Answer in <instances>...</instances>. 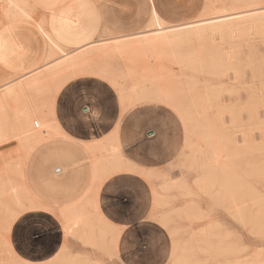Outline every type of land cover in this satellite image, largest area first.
I'll use <instances>...</instances> for the list:
<instances>
[{"label":"rangeland","instance_id":"1","mask_svg":"<svg viewBox=\"0 0 264 264\" xmlns=\"http://www.w3.org/2000/svg\"><path fill=\"white\" fill-rule=\"evenodd\" d=\"M259 2L264 5L263 1ZM2 7L0 4V9ZM213 16L207 14L205 18ZM147 25L148 18L145 29L137 32H106L136 34L145 31ZM263 35L249 34L244 39L234 37L228 40L214 37L204 45L199 40L191 41L178 48L175 58H180V61L175 58L166 60L167 54L155 55L150 67L139 59L115 58L98 64L103 66V75L87 71L70 78L65 84L71 86L79 82L99 81L117 92L115 101L124 99L126 93L135 95L136 90L146 88L150 83L165 100L182 89V95L186 94L184 89L187 88L188 104L195 107L202 102L190 92L193 88L179 83L195 79L192 76L197 73L192 67L208 58L232 61L235 67L228 70L220 83L211 76H202L198 84L222 89L219 105L232 107L235 122L230 123L224 118L222 122H216L215 110L191 108L190 121L177 119L170 111L176 118L168 117L175 122L166 133L162 131L161 137L166 138L168 145L176 146L177 152L165 163H154L148 166V170L133 166L124 159L119 140H111L110 137V141H104L102 145L77 142L78 145H86L83 148L91 159L93 183L99 179L88 198L93 193L96 195L102 180L114 175L115 171L138 172L139 182L149 189L151 204L147 219L162 234L163 248L169 250L164 259L153 254L151 264H264V93L262 98L255 94L257 89L264 87ZM232 49L233 60L227 59L230 56L226 52ZM235 72L240 82L234 76ZM16 75L6 72L0 76V94L6 84L16 79ZM60 90L56 96H44L45 101L43 96L31 93L27 105L37 103L44 111H55V99ZM162 126L165 130L166 126ZM147 134L152 136V129L147 130ZM9 141L3 138L2 144L7 145ZM9 144L18 146L17 141ZM19 151L20 158L10 162H6L0 152L1 234H9L15 219L36 207L35 196L23 184L26 161L33 151L23 148ZM151 156L156 158L157 154ZM58 210L48 211L59 214L62 219L64 244L58 256L42 264H113V261L129 264V259L122 262L123 257L117 252L118 232L105 221L95 203L87 200L80 205L65 207L62 212ZM156 220L164 222L165 227L160 229ZM145 243L148 245L150 242L146 240ZM19 259L20 256L16 255L13 264H31Z\"/></svg>","mask_w":264,"mask_h":264},{"label":"crops","instance_id":"2","mask_svg":"<svg viewBox=\"0 0 264 264\" xmlns=\"http://www.w3.org/2000/svg\"><path fill=\"white\" fill-rule=\"evenodd\" d=\"M30 1L37 17H48L50 31L61 43L72 47L89 45L104 30L121 33L145 29L148 14L147 0ZM152 1L169 25L197 19L204 7V0ZM33 26L22 20H0V76L6 72L21 75L41 66L47 48ZM79 83L64 85L55 99V118L65 136L45 141L26 161L23 184L35 196L36 207L19 215L9 234L0 233V264H13L16 255L31 264L46 263L58 256L64 244L62 219L48 210L62 212L65 207L87 200L95 203L105 221L118 232L116 245L122 262L129 259V264H151L153 254L164 259L169 253L163 248L162 234L148 222L151 196L149 189L139 182L138 172L115 171L102 180L96 195L88 198L99 179L93 183L91 159L77 142H104L121 113L113 89L99 81ZM86 107L87 111L102 109V117L93 120L85 112ZM128 115L129 112L124 113L118 135L121 153L128 163L148 170V166L165 163L174 156L177 147L168 145L166 138L161 137L162 131L166 133L174 124L168 112L144 108L135 118ZM149 129L152 136L147 134ZM150 150L157 154L156 158ZM1 153L6 162L21 156L17 145L9 143Z\"/></svg>","mask_w":264,"mask_h":264},{"label":"bare ground","instance_id":"3","mask_svg":"<svg viewBox=\"0 0 264 264\" xmlns=\"http://www.w3.org/2000/svg\"><path fill=\"white\" fill-rule=\"evenodd\" d=\"M205 2L202 14H200L197 19L186 23L169 25L160 17L153 5V1L147 0L148 25L145 31L124 35L106 32V30H104L100 31L98 40L90 42L89 45L78 44L80 46L72 47L61 44L50 31L48 17L43 14L37 17L35 6L32 1L0 0V4H3V7L0 9L2 21L13 22V20H22L29 22L34 25L42 35L47 48L46 55L40 67L28 73L21 75L17 74L16 79L6 84L4 87L5 89L0 94V152L1 147L5 146L2 144L3 138L9 139V143L17 141L19 150L23 148L29 152L34 151L41 145L42 143H40V141H47L46 139L49 136H52L50 137L51 139L65 136L63 128L55 118L54 110L50 109L44 111L37 103L27 105L31 93L41 98L42 96H56L57 92L65 83L77 74L88 71L103 75V71H101L103 66H99L98 64L101 62H109V60L115 58L117 60V58L126 57L132 61H137L139 59L150 67L153 61L152 57L155 55L164 56L167 54V56L165 55L166 60H173L176 54L179 53L178 48L183 45H188L191 41L199 40L200 43L204 45L209 39L214 37L228 40V38L234 37L244 39V37L249 34H264V5L262 6V2H259V0H205ZM207 14H214V16L207 19L205 18ZM106 36L111 37L107 38ZM103 37L106 39H102ZM163 48L164 51H160ZM85 50L89 51L82 54ZM233 53L234 49L227 51L226 54L230 56V58L227 59L233 60ZM175 60L178 62L180 58H175ZM231 62L217 58L203 59L197 66L192 67L195 68L197 73V75L192 76L195 79L179 82L181 85L184 83L193 88L194 91L190 90V92L193 93L196 100L202 102V105L193 107L188 104L189 96L187 88L184 89L186 94L182 95V89L176 92V97H166V100L165 97L163 98L161 95V92H159L157 88H154L151 83L148 84L149 86L146 88L136 90L135 95L126 93L125 96H123L124 99L116 101L120 106L121 114L118 117V121L114 122V129L110 136L111 140L118 139L120 131L119 126L120 122L123 120L124 113L129 112L127 117L135 118L140 113L141 109L144 108L147 110H156L158 108L168 110L169 116L173 118L177 117V119L182 118L185 121L191 120L189 111L191 108H201L204 109V111L215 110L216 122L218 120L222 122L223 118L229 120L230 123L235 122L232 107H222L219 105L222 89L220 87H214L213 85H198L201 83L202 76H211L217 83H220L223 77L227 75L228 70L232 68L235 69ZM96 65L98 66L93 68ZM234 76L237 78L238 82L241 81L237 72L234 73ZM263 88L264 87H262V89ZM262 89L256 90L255 94L258 98L263 97L264 91ZM119 93L123 92L120 91ZM35 97L36 96H34V98ZM45 97L44 101L46 99ZM39 99H37L38 102ZM140 101L142 102L140 103ZM136 109L139 110L134 112ZM170 111L176 117L173 116ZM86 113L93 120L102 117V109L96 111L88 110ZM10 119H13V121H9ZM209 123L210 122H208V124ZM213 123H215V121ZM162 125L165 124L161 123V129L163 128ZM209 131L210 130H208V132ZM108 138L109 137L105 138L104 141H110ZM38 143L40 144L38 145ZM97 143L102 145L103 141ZM208 147L211 148L210 145H208ZM149 153L156 154L154 151L151 152V150ZM209 169L212 171V168Z\"/></svg>","mask_w":264,"mask_h":264},{"label":"snow or ice","instance_id":"4","mask_svg":"<svg viewBox=\"0 0 264 264\" xmlns=\"http://www.w3.org/2000/svg\"><path fill=\"white\" fill-rule=\"evenodd\" d=\"M84 110H85V112H87V107H86ZM57 215H59V214H57ZM155 223L158 225V227H159L160 229H163V228L165 227L164 222H162V221H160V220H156ZM113 264H116V262L113 261Z\"/></svg>","mask_w":264,"mask_h":264}]
</instances>
